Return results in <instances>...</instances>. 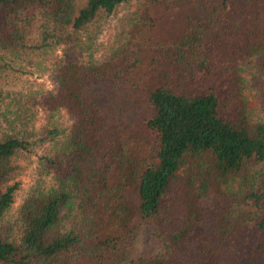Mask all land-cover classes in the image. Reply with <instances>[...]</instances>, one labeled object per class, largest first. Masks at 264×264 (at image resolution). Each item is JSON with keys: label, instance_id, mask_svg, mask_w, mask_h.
Here are the masks:
<instances>
[{"label": "trees", "instance_id": "1", "mask_svg": "<svg viewBox=\"0 0 264 264\" xmlns=\"http://www.w3.org/2000/svg\"><path fill=\"white\" fill-rule=\"evenodd\" d=\"M88 261L264 264V0H0V264Z\"/></svg>", "mask_w": 264, "mask_h": 264}, {"label": "rangeland", "instance_id": "2", "mask_svg": "<svg viewBox=\"0 0 264 264\" xmlns=\"http://www.w3.org/2000/svg\"><path fill=\"white\" fill-rule=\"evenodd\" d=\"M136 2V0H135ZM189 9V8H188ZM184 7H178V8H173L167 15L165 19L159 24V32H160V39L170 41L177 33L178 30L180 29L181 25L185 22L184 20L187 19V15L189 13V10ZM199 12V10H196ZM124 14V11L122 10L119 15ZM109 36V31L106 30L102 36L100 37V41H98V44L101 45V48L105 47V43L108 40ZM32 82L36 81L39 84H43L45 87H51L48 79L46 77L39 78V76L32 77ZM148 83L147 82H141L137 85L138 90L147 87ZM140 96H142V93H139ZM145 94V93H144ZM144 99V98H143ZM145 103L147 101H144V106L142 103H137V99H133L132 101H126L124 104L125 111L129 109L126 112V120L130 123L138 124V123H143V120L146 119L147 117H150L151 112L149 111V108L145 109ZM135 118V119H134ZM134 124V125H135ZM23 182V187L27 188L30 183V178H29V171L23 175L21 178ZM139 241L144 242V244L147 243L148 239V232L146 228L144 227L143 230L138 234ZM84 264H96L95 261H88L85 262Z\"/></svg>", "mask_w": 264, "mask_h": 264}]
</instances>
